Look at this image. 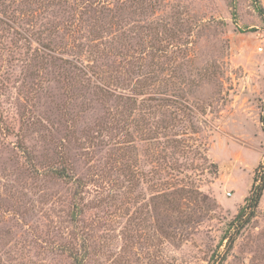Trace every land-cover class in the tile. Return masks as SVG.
<instances>
[{"label":"rangeland","instance_id":"374dc122","mask_svg":"<svg viewBox=\"0 0 264 264\" xmlns=\"http://www.w3.org/2000/svg\"><path fill=\"white\" fill-rule=\"evenodd\" d=\"M262 176L264 0H0V264H264Z\"/></svg>","mask_w":264,"mask_h":264},{"label":"trees","instance_id":"16d2710c","mask_svg":"<svg viewBox=\"0 0 264 264\" xmlns=\"http://www.w3.org/2000/svg\"><path fill=\"white\" fill-rule=\"evenodd\" d=\"M260 183L259 186L255 189V193L252 194V196H250L249 198L246 199V201L248 203H250L251 201H253V207H255L260 199V193H261V190H262V186H263V183H264V176H262L260 178ZM243 213V210H241L237 216H241Z\"/></svg>","mask_w":264,"mask_h":264}]
</instances>
